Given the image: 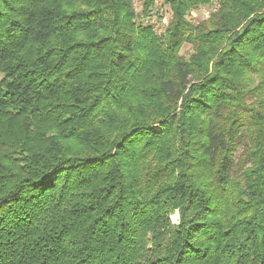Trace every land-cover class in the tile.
<instances>
[{
  "label": "trees",
  "instance_id": "16d2710c",
  "mask_svg": "<svg viewBox=\"0 0 264 264\" xmlns=\"http://www.w3.org/2000/svg\"><path fill=\"white\" fill-rule=\"evenodd\" d=\"M137 2L0 0V264H264V0Z\"/></svg>",
  "mask_w": 264,
  "mask_h": 264
},
{
  "label": "rangeland",
  "instance_id": "374dc122",
  "mask_svg": "<svg viewBox=\"0 0 264 264\" xmlns=\"http://www.w3.org/2000/svg\"><path fill=\"white\" fill-rule=\"evenodd\" d=\"M217 1L218 0H212L211 5L200 6V7H197L196 9H192L188 14V18H190L191 20L195 22L201 21L202 19L206 18L209 15V13L213 10L214 7H216ZM134 7L138 9L137 0H134ZM158 8L162 12L161 18L152 16L153 18L151 20H153L156 23V29L158 32H160L163 30L164 24L167 22L168 18L170 17V11L167 5L162 4L161 0H157L155 11ZM191 52L192 51H191L190 45L185 44L183 45L180 53L188 55ZM171 219L173 220V222H176L178 220L177 211H175V213L171 215Z\"/></svg>",
  "mask_w": 264,
  "mask_h": 264
},
{
  "label": "built area",
  "instance_id": "2783aa9c",
  "mask_svg": "<svg viewBox=\"0 0 264 264\" xmlns=\"http://www.w3.org/2000/svg\"><path fill=\"white\" fill-rule=\"evenodd\" d=\"M216 6H217V5H216ZM215 8H216V7H214L212 11H214V10H215ZM212 11H211V12H212ZM209 14H210V13H209ZM208 16H209V15H208ZM208 16H207V17H208Z\"/></svg>",
  "mask_w": 264,
  "mask_h": 264
}]
</instances>
